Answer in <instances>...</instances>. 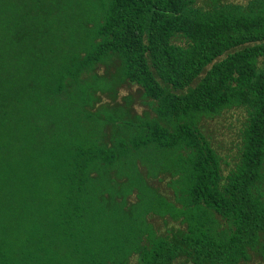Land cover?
Here are the masks:
<instances>
[{
    "label": "trees",
    "instance_id": "obj_1",
    "mask_svg": "<svg viewBox=\"0 0 264 264\" xmlns=\"http://www.w3.org/2000/svg\"><path fill=\"white\" fill-rule=\"evenodd\" d=\"M204 5L0 0V264H264V0Z\"/></svg>",
    "mask_w": 264,
    "mask_h": 264
},
{
    "label": "rangeland",
    "instance_id": "obj_2",
    "mask_svg": "<svg viewBox=\"0 0 264 264\" xmlns=\"http://www.w3.org/2000/svg\"><path fill=\"white\" fill-rule=\"evenodd\" d=\"M197 6H205V0H195ZM229 3L244 5L247 0H226ZM126 95H132L134 99V111L141 113L143 110H148L142 105L140 101V93L134 86H125L120 89V98ZM245 121V115L241 110H231L223 113L222 115L207 119L202 122L203 133L211 142L212 146L221 155L223 165L230 163L232 166L237 161L238 149L240 145V132ZM166 180L161 182H154L159 191L166 197H171V190L166 188ZM135 197L129 198V204L135 203ZM151 223L159 232H164V225L161 220L157 218H149Z\"/></svg>",
    "mask_w": 264,
    "mask_h": 264
}]
</instances>
